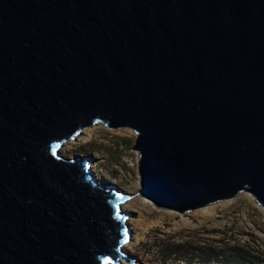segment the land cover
Listing matches in <instances>:
<instances>
[{
  "label": "water",
  "instance_id": "95a60500",
  "mask_svg": "<svg viewBox=\"0 0 264 264\" xmlns=\"http://www.w3.org/2000/svg\"><path fill=\"white\" fill-rule=\"evenodd\" d=\"M96 124L157 207L264 210V0H0V264L134 261L131 196L61 153Z\"/></svg>",
  "mask_w": 264,
  "mask_h": 264
},
{
  "label": "rangeland",
  "instance_id": "374dc122",
  "mask_svg": "<svg viewBox=\"0 0 264 264\" xmlns=\"http://www.w3.org/2000/svg\"><path fill=\"white\" fill-rule=\"evenodd\" d=\"M100 125L90 141L71 144L67 156H92L106 181L124 189L135 186L139 181L135 132L121 128L117 134ZM243 192L228 205L218 203L213 215L159 208L140 195L145 200L136 199L137 211L130 212L140 222L136 232L141 239H135L140 255L124 253L139 256L141 264H264V210L251 193Z\"/></svg>",
  "mask_w": 264,
  "mask_h": 264
},
{
  "label": "bare ground",
  "instance_id": "6f19581e",
  "mask_svg": "<svg viewBox=\"0 0 264 264\" xmlns=\"http://www.w3.org/2000/svg\"><path fill=\"white\" fill-rule=\"evenodd\" d=\"M101 126L100 124H96V125H93V126H88L86 128L83 129V131L80 133V135H78L76 137V139L74 140H68V141H65L62 146H61V153L63 154L64 157L66 158H69L66 154V151L68 148L71 147V144L73 143H85V142H88L90 141V139L92 138V131ZM108 129H111L113 130L114 132H116L117 134H120L122 130L120 129H113V128H110L108 127ZM126 130H129L131 131L129 128H126ZM82 157H85V156H82ZM95 165L96 163L92 162L91 163V167H92V170L93 172H97L96 169H95ZM95 176L96 178L98 179V181H105V178L103 175H99V173L97 172V174L95 173ZM107 179V178H106ZM112 182H114L112 180ZM115 183V182H114ZM139 181L135 184V186H125V189L120 187L125 193L129 194L131 197L135 196L134 198H128L125 203L123 204V208L125 210H127L128 212H134V211H137L134 207L135 203H136V199H142L143 201L145 200V198L141 197L143 195L140 196V194L138 193V190H139ZM245 192H241L239 194H243ZM238 194V195H239ZM237 195V196H238ZM236 196V197H237ZM145 197V196H144ZM236 197H234L233 199H235ZM233 199H227V200H222V201H219L217 203H213L210 204V205H207V206H204V207H201V208H198L196 210H200V211H203L202 213L203 214H206V215H213L214 214V207L218 204V203H222L223 205H228ZM148 201V200H147ZM149 202V201H148ZM262 209V207H261ZM170 210V209H169ZM173 211V210H172ZM130 216V215H129ZM127 217L126 218V223L128 225V227L131 229V230H134V235L131 236L132 239H130L129 241H127L123 246H122V250L123 251H126V252H130V254L132 253H135V254H139L140 255V252H136L135 251V247H136V242H135V239L138 240V239H141L139 234L136 232V230L138 229L139 225H140V222L138 219L134 218L133 216H130V217ZM133 234V232H132ZM140 257H136L135 256V259L136 260L135 262L133 261L132 263L131 262H128V261H125L123 258L120 257V259L118 258V264H141V263H137L138 261H141L139 259ZM116 264V263H115Z\"/></svg>",
  "mask_w": 264,
  "mask_h": 264
}]
</instances>
